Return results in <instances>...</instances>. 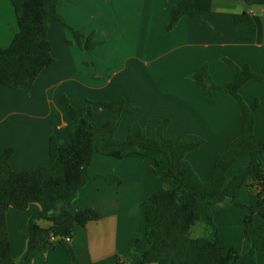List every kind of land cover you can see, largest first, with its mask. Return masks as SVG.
<instances>
[{
    "label": "crops",
    "instance_id": "crops-1",
    "mask_svg": "<svg viewBox=\"0 0 264 264\" xmlns=\"http://www.w3.org/2000/svg\"><path fill=\"white\" fill-rule=\"evenodd\" d=\"M180 0H61L57 12L84 36H94L99 45L91 51L80 49L72 34L55 19L49 20L48 40L54 63L36 78L29 93L0 87V153L12 149L9 163L14 171H24L48 162L51 135L61 146L68 143L71 120L60 106L66 96L74 108L86 105L98 114L90 120L97 126L110 121L113 113L98 102L122 98L136 113L123 110L117 140H124L129 127L137 123L152 135L150 119H169L165 129L153 135H197L205 144L186 159L202 181H208L214 161L242 130L237 105L224 91L214 92L209 104L198 86L188 78L205 63L212 80L224 84L232 73L223 62L229 59L256 73L264 68V16L261 7L243 0H193L197 18L183 17L174 30L167 31L171 9ZM69 10V12L67 11ZM247 14L250 20L234 25V17ZM80 22V23H78ZM84 23V24H81ZM81 24V25H80ZM18 32L10 0H0V48H7ZM84 41V40H83ZM91 64L89 66L88 64ZM240 95L249 107L264 99V81L248 82ZM254 134H264V101L254 111ZM101 140L96 136L94 145ZM158 163L155 170L140 158L116 160L93 152L88 174L92 179L82 187L71 204V214L92 209L99 220L75 227L70 246L73 259L57 243L31 253L29 264H114L124 255L133 237L135 252L147 249L143 212L148 199L162 188L159 175L168 167L166 159L154 151L143 152ZM248 158L237 161L232 172L247 166ZM113 175L120 185H108L101 176ZM236 201L257 209L256 196L243 186ZM205 202L194 206L195 221L202 219ZM40 211L31 204L25 211L9 208L5 219L11 253L20 258L26 248L28 221ZM210 211L218 228L224 254L234 248L246 254L250 242L244 237L245 212L234 206L211 203ZM261 222L255 215L254 223ZM49 229L51 223L41 222ZM264 264V253L256 254ZM157 264H168L160 260Z\"/></svg>",
    "mask_w": 264,
    "mask_h": 264
},
{
    "label": "trees",
    "instance_id": "trees-1",
    "mask_svg": "<svg viewBox=\"0 0 264 264\" xmlns=\"http://www.w3.org/2000/svg\"><path fill=\"white\" fill-rule=\"evenodd\" d=\"M249 6L264 8V0H243ZM14 9L18 32L7 48H0V87L23 90L29 93L40 73L54 63L52 47L48 40L49 20L55 19L71 34L80 49L91 51L98 47L94 36H84L72 28L58 14L61 0H10ZM183 17L197 18L193 0H180L170 12L166 26L172 31ZM250 17L242 14L234 17V25L247 22ZM84 40V41H83ZM223 62L232 73L231 80L224 84L215 83L203 63L188 76L199 88L206 101L216 103L214 92L224 91L237 105L242 130L227 150L218 156L208 181H202L186 157L197 151L205 140L197 135L167 134L156 138L153 132L165 129L170 120L150 119L152 135H146L142 127L134 123L128 129L124 140H117L114 133L125 109L130 113L138 110L125 105L122 98L109 102H98V107L113 113L110 121L97 126L93 119L98 112L88 105L74 108L68 98L60 97V106L71 120L68 143L61 146L53 135L48 142V162L35 168L14 171L9 163L12 149L0 153V264H29L31 253L61 244L73 259V250L63 238L73 236L75 227H85L99 220L92 209L71 214L70 207L78 191L92 177L88 167L93 152L116 160L140 158L147 161L154 173L158 163L143 152L154 151L167 161V169L159 175L162 188L145 203V238L147 249L140 255L135 252L139 239L133 237L126 253L115 257L114 264H157L164 260L168 264H257L256 254L264 253V134L257 141L254 134V111L258 109L256 100L249 107L239 93L248 82L264 81V68L253 72L249 66H238L229 59ZM96 136L101 140L94 145ZM248 158L247 166L232 172L238 160ZM108 185H120L113 175L101 176ZM245 186L257 199V209L241 205L236 201L239 190ZM222 206L234 205L245 212L243 220L244 237L251 249L239 254L230 248L222 251L218 228L210 211L211 203ZM206 203L202 220L208 235L191 238L190 231L195 223L194 206ZM37 204L40 211L28 221V238L23 255L14 259L6 226V211L11 208L25 211L29 205ZM255 215L261 222L254 223ZM41 222L51 223L49 229L40 227ZM60 239V240H58Z\"/></svg>",
    "mask_w": 264,
    "mask_h": 264
},
{
    "label": "rangeland",
    "instance_id": "rangeland-1",
    "mask_svg": "<svg viewBox=\"0 0 264 264\" xmlns=\"http://www.w3.org/2000/svg\"><path fill=\"white\" fill-rule=\"evenodd\" d=\"M69 12V10H67ZM66 21V20H65ZM80 23V22H78ZM81 24H84V23H81ZM80 24V25H81ZM94 35V34H93ZM89 66H91V64L89 63L88 64ZM215 98V97H214ZM264 101L263 99V95L261 96L260 98V101H258V104L262 103ZM129 108H132V107H129ZM93 110V109H92ZM139 112V111H138ZM238 171V170H237ZM236 171V172H237ZM234 173V172H233ZM207 226L206 224L204 223V221L202 219H197L194 223V226L191 228V231H190V237L195 239V238H200V237H204V236H207L208 235V231H207Z\"/></svg>",
    "mask_w": 264,
    "mask_h": 264
},
{
    "label": "built area",
    "instance_id": "built-area-1",
    "mask_svg": "<svg viewBox=\"0 0 264 264\" xmlns=\"http://www.w3.org/2000/svg\"><path fill=\"white\" fill-rule=\"evenodd\" d=\"M260 12H261L260 14L262 16H264V8H261V11ZM58 240H60V239H58ZM63 241L66 242V243H70L71 238L70 237L63 238Z\"/></svg>",
    "mask_w": 264,
    "mask_h": 264
}]
</instances>
